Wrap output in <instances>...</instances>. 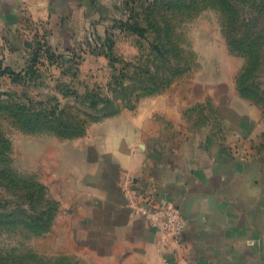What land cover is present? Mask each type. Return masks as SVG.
<instances>
[{
	"label": "rangeland",
	"instance_id": "374dc122",
	"mask_svg": "<svg viewBox=\"0 0 264 264\" xmlns=\"http://www.w3.org/2000/svg\"><path fill=\"white\" fill-rule=\"evenodd\" d=\"M29 2L0 0V264H80L116 130L142 116L160 158L264 111V0Z\"/></svg>",
	"mask_w": 264,
	"mask_h": 264
},
{
	"label": "crops",
	"instance_id": "0c3cea01",
	"mask_svg": "<svg viewBox=\"0 0 264 264\" xmlns=\"http://www.w3.org/2000/svg\"><path fill=\"white\" fill-rule=\"evenodd\" d=\"M29 1L34 16L49 9L50 0ZM262 111L251 104L234 119L225 117L224 131L209 133L214 139L197 137L160 158L143 143L152 132L140 129L142 116L116 130L112 161L118 178L100 197L88 226L95 236L80 243V264H264ZM152 183L158 198L185 217L178 242L129 203V184L141 194Z\"/></svg>",
	"mask_w": 264,
	"mask_h": 264
},
{
	"label": "built area",
	"instance_id": "2783aa9c",
	"mask_svg": "<svg viewBox=\"0 0 264 264\" xmlns=\"http://www.w3.org/2000/svg\"><path fill=\"white\" fill-rule=\"evenodd\" d=\"M134 206L150 217L155 225H157L165 233H171L176 237L178 242L185 229L186 221L181 210L176 206H169L167 203H160L159 206H139L134 202Z\"/></svg>",
	"mask_w": 264,
	"mask_h": 264
},
{
	"label": "trees",
	"instance_id": "16d2710c",
	"mask_svg": "<svg viewBox=\"0 0 264 264\" xmlns=\"http://www.w3.org/2000/svg\"><path fill=\"white\" fill-rule=\"evenodd\" d=\"M104 102H105V103H108V102H109V99L105 100Z\"/></svg>",
	"mask_w": 264,
	"mask_h": 264
}]
</instances>
